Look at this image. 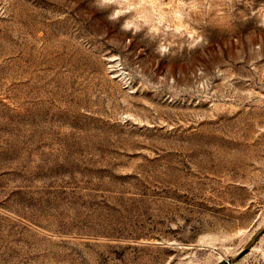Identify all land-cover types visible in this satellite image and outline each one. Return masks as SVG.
<instances>
[{
  "label": "rangeland",
  "instance_id": "374dc122",
  "mask_svg": "<svg viewBox=\"0 0 264 264\" xmlns=\"http://www.w3.org/2000/svg\"><path fill=\"white\" fill-rule=\"evenodd\" d=\"M249 245L233 264H264V0H0V264Z\"/></svg>",
  "mask_w": 264,
  "mask_h": 264
},
{
  "label": "water",
  "instance_id": "95a60500",
  "mask_svg": "<svg viewBox=\"0 0 264 264\" xmlns=\"http://www.w3.org/2000/svg\"><path fill=\"white\" fill-rule=\"evenodd\" d=\"M260 233L257 234L253 240H256L259 237ZM250 249V245L248 247H246L245 249L241 250L236 256L234 257H228L226 259H222L220 260L217 264H233L235 263L237 260H239L242 256H244Z\"/></svg>",
  "mask_w": 264,
  "mask_h": 264
},
{
  "label": "bare ground",
  "instance_id": "6f19581e",
  "mask_svg": "<svg viewBox=\"0 0 264 264\" xmlns=\"http://www.w3.org/2000/svg\"><path fill=\"white\" fill-rule=\"evenodd\" d=\"M226 259V258H225ZM222 260V259H221Z\"/></svg>",
  "mask_w": 264,
  "mask_h": 264
}]
</instances>
